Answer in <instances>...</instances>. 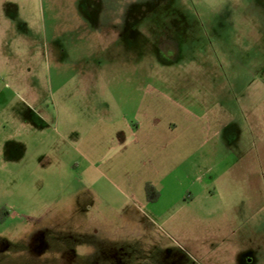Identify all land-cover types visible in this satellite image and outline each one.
Returning a JSON list of instances; mask_svg holds the SVG:
<instances>
[{
  "label": "rangeland",
  "instance_id": "374dc122",
  "mask_svg": "<svg viewBox=\"0 0 264 264\" xmlns=\"http://www.w3.org/2000/svg\"><path fill=\"white\" fill-rule=\"evenodd\" d=\"M150 88L162 126L261 152L249 214L230 198L249 161L212 182L192 156L162 216L115 180L100 139L137 130ZM0 92L54 121L27 186L0 170V264H264V0H0Z\"/></svg>",
  "mask_w": 264,
  "mask_h": 264
},
{
  "label": "crops",
  "instance_id": "0c3cea01",
  "mask_svg": "<svg viewBox=\"0 0 264 264\" xmlns=\"http://www.w3.org/2000/svg\"><path fill=\"white\" fill-rule=\"evenodd\" d=\"M6 103V98L0 92V170L14 177L16 186L19 185L20 189L27 186L25 182L31 181L35 171L42 168L48 160L49 152L53 150V141L48 132L53 128L54 121L49 113L34 112L30 117L23 116L19 109L14 106L8 108ZM163 109L162 93L156 89H147L135 113V118L140 122L137 130L118 126L110 136L100 139L101 146L108 144V148L119 150L118 161L114 164L115 180L129 188L150 213L162 216V209H168L177 203L169 196L173 187L177 189L179 182L189 180V173L184 174L182 168L192 156L200 153L194 169L206 165L212 182L216 179L215 164L225 165L222 166V177L227 181V173L231 169L249 161L248 174L239 171L237 176L238 192L231 191L230 194V198L237 201L239 213L249 214L252 207L263 198L261 152L258 155L255 153L253 157L251 151L241 145L230 146L220 140H199L197 128L188 127L183 130L174 121L169 126H162ZM182 133L187 136L184 140ZM85 145L98 148L93 142L86 141ZM32 155L40 157L35 160ZM234 179L232 178L233 181ZM198 180L202 181L201 178ZM148 185L153 189L151 200L147 192ZM186 196L193 199L194 192L188 189ZM183 197L185 199L181 194L178 200ZM166 200L170 203L165 202ZM246 222V227L258 226L249 225L248 220Z\"/></svg>",
  "mask_w": 264,
  "mask_h": 264
},
{
  "label": "trees",
  "instance_id": "16d2710c",
  "mask_svg": "<svg viewBox=\"0 0 264 264\" xmlns=\"http://www.w3.org/2000/svg\"><path fill=\"white\" fill-rule=\"evenodd\" d=\"M152 186L151 185H148L147 186V192H148V195H149V199L151 200V194H152ZM159 194H157V196H158ZM0 221H1V219H0Z\"/></svg>",
  "mask_w": 264,
  "mask_h": 264
}]
</instances>
